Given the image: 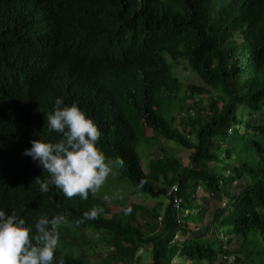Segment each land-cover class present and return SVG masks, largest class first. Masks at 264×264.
<instances>
[{
	"label": "trees",
	"instance_id": "16d2710c",
	"mask_svg": "<svg viewBox=\"0 0 264 264\" xmlns=\"http://www.w3.org/2000/svg\"><path fill=\"white\" fill-rule=\"evenodd\" d=\"M57 97L155 204L40 191L24 150L60 138ZM0 209L65 216L53 264H264V0H0Z\"/></svg>",
	"mask_w": 264,
	"mask_h": 264
},
{
	"label": "clouds",
	"instance_id": "9594fccd",
	"mask_svg": "<svg viewBox=\"0 0 264 264\" xmlns=\"http://www.w3.org/2000/svg\"><path fill=\"white\" fill-rule=\"evenodd\" d=\"M48 133H59L55 141L32 139L24 154L48 173L36 178L41 192L55 186L71 198L87 200L112 173L114 166L123 167V159H107L98 147L102 132L97 123L81 109L78 102L65 103L57 97L51 111L45 114ZM107 202L108 197H104ZM102 208L93 207L83 213L85 219H95ZM130 211L126 209L125 213ZM65 221L63 214L49 218L40 215L34 223H27L15 211L0 209V264H53ZM56 264H64L56 258Z\"/></svg>",
	"mask_w": 264,
	"mask_h": 264
},
{
	"label": "rangeland",
	"instance_id": "374dc122",
	"mask_svg": "<svg viewBox=\"0 0 264 264\" xmlns=\"http://www.w3.org/2000/svg\"><path fill=\"white\" fill-rule=\"evenodd\" d=\"M171 64L174 67L177 76L179 77V79L181 80V82L183 84H200V80L197 79L196 77H194L189 72V70L186 68L187 64L185 61H175V62L172 61ZM153 142L154 143L156 142V138H153ZM186 153H187V151H180V154L182 156L185 155ZM116 182L117 181L115 180L114 167H113L112 173L107 177L104 184L96 192L93 193V195L94 196H101V197L107 196L108 200H110L109 197L112 196L113 199H117L119 201L118 203H120V205H119L120 208L126 207V205L129 203L130 200L137 202L138 204H144V205L155 204L154 203L155 200H152L151 198L145 197L146 196L145 194L137 193V194L133 195L129 191L123 192L119 188L115 189L116 184H113V183H116ZM113 188L115 190H113ZM114 201H116V200H114ZM89 236H92V235L89 234ZM177 239H179V237ZM99 246H100V248L102 247V245H100V244H99ZM145 250H146L145 248H143V249L141 248L139 250V255H142L144 261L147 262L148 254Z\"/></svg>",
	"mask_w": 264,
	"mask_h": 264
}]
</instances>
